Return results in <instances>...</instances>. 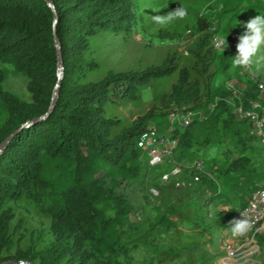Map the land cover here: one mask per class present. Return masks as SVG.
<instances>
[{
	"label": "trees",
	"instance_id": "16d2710c",
	"mask_svg": "<svg viewBox=\"0 0 264 264\" xmlns=\"http://www.w3.org/2000/svg\"><path fill=\"white\" fill-rule=\"evenodd\" d=\"M51 1L57 14L55 29L64 70L54 108L43 117L58 80L53 12L45 0H0V63L11 67L16 75L26 76L32 96L25 100L6 89L3 83L9 69L0 68V144L14 133L0 153V264L7 260L110 264L118 250L127 251L120 228L131 222L135 210L115 187L122 179L138 177L146 164L136 144L143 130L169 128L168 116L174 107L202 109L206 114L203 122L177 129L178 148L180 143L184 146L189 142L193 126L222 116L225 125L234 126L239 141L260 144L250 133V122L238 118L222 99L230 94L227 82L232 80L245 89L248 98H258L257 82L242 76L241 68H232L233 52L212 48L206 29L218 20L223 32L234 28L242 34L241 22L250 15L264 14V2L217 0L212 16L199 18L194 26L195 31H202L193 50L200 78L191 80L183 68L161 107L152 106L111 137V129L121 120L106 117L104 103L121 104L151 79L171 75L177 68L176 58L168 56L160 64L139 70H111L101 80L83 83L88 71L98 66L87 57L90 37L100 30L131 31L137 23V0ZM171 5L176 8L180 3ZM232 169L236 172L222 178L220 191L212 183V194L207 198L209 204H232V217L222 221L224 227L264 184V160L257 170L248 167L247 158L240 157ZM34 188L50 196L47 210L52 217V239L40 248L36 242L24 248L20 238L14 253L5 254L14 243L11 225L15 212L7 204L29 195ZM112 199L114 215L101 206ZM167 219L159 210L149 230L136 232L129 241L138 243ZM259 241L264 245V233Z\"/></svg>",
	"mask_w": 264,
	"mask_h": 264
},
{
	"label": "rangeland",
	"instance_id": "374dc122",
	"mask_svg": "<svg viewBox=\"0 0 264 264\" xmlns=\"http://www.w3.org/2000/svg\"><path fill=\"white\" fill-rule=\"evenodd\" d=\"M175 1L187 8L188 15L165 26L153 23L152 15L175 9L171 5ZM216 1L137 0V23L131 31L100 30L90 37L87 57L94 59L98 66L88 71L83 83L101 80L111 70H139L160 64L168 56H175L177 62V68L171 75L151 79L121 104L111 101L104 103V115L121 120L120 125L111 129V137L119 133L122 127L131 125L134 119L152 106L161 107L183 68L188 70L191 80L200 78L199 62L193 52L199 38L187 31L194 30L199 18L212 16ZM255 16L250 15L241 22L242 33L245 31L243 25ZM261 54H264V47ZM4 67L9 69L4 87L22 99L31 100L26 76L16 75L11 67L0 63V68ZM252 68L264 79V63L259 66L253 64ZM222 118H211L193 126L190 129L191 139L184 146L180 143L176 153L175 161L186 168L185 178L188 181L194 162H203L199 183L183 189L162 187V194L155 198L150 196L149 187L160 184V175L167 168L150 169L145 164L138 177L117 178L120 184L115 187V192L123 193L134 204L135 210L131 222L120 228L127 251L118 250L110 259V264H220V254L223 252L220 240L226 228L222 221L231 218L233 211L232 204L207 202L212 194V183H216L220 191L222 178L229 172H236V169H232L233 164L240 157L247 158L248 167L257 170L264 160L262 145L254 140L247 143L239 141L234 126L225 125ZM49 204V194L40 188H34L18 201L8 202L7 207L11 206L15 212L11 225L14 243L5 254L14 253L20 238L24 248L31 242H36L40 248L52 239V217L47 210ZM114 204L112 199L101 206L108 214L114 215ZM159 210L168 219L148 232L143 240L131 243L130 236L149 230ZM260 247L258 259L264 264V245L260 243ZM13 261L7 260L5 263Z\"/></svg>",
	"mask_w": 264,
	"mask_h": 264
},
{
	"label": "built area",
	"instance_id": "2783aa9c",
	"mask_svg": "<svg viewBox=\"0 0 264 264\" xmlns=\"http://www.w3.org/2000/svg\"><path fill=\"white\" fill-rule=\"evenodd\" d=\"M219 8L222 6L220 5ZM206 31L210 33V45L214 50L219 51L215 44L219 38H223L226 42L228 40V47L224 52L231 51L234 55L236 54L238 37L241 35L237 29L223 32L219 21L216 20L207 26ZM187 33L193 34L196 38L202 35V31L192 29H188ZM240 74L257 82L259 97L248 98L245 89L232 80L227 82L230 94L222 99L238 118L247 119L250 122L251 135L258 138L260 145L264 148V80L258 79L259 76L253 71L252 66L247 69L241 68ZM219 98L217 97V100ZM168 117L171 123L169 128L160 130L148 127L139 134L136 141L137 146L143 151L148 168H167L160 175V184L149 187L150 196L155 198L162 194V187L183 189L201 181L200 171L203 167L201 160L195 161L192 165L190 181L185 178L186 168L175 161L179 144L176 131L178 128L186 129L194 123L203 122L206 118L205 111L174 107L170 110ZM241 212H245L250 217L253 227L243 237H233L230 225L223 230L220 240L223 250L220 254V264H262L258 256L261 252L259 235L264 233V184L253 192L248 204L236 212L234 219L241 218ZM138 219L141 217L138 216Z\"/></svg>",
	"mask_w": 264,
	"mask_h": 264
},
{
	"label": "clouds",
	"instance_id": "9594fccd",
	"mask_svg": "<svg viewBox=\"0 0 264 264\" xmlns=\"http://www.w3.org/2000/svg\"><path fill=\"white\" fill-rule=\"evenodd\" d=\"M155 10V9H154ZM157 13L160 10H155ZM188 15V10L182 4L173 10L163 14L152 15L153 23L165 26L177 19H184ZM245 31L238 37L236 45V54L232 59V68L247 69L253 64L259 66L264 63V54H261V48L264 47V14L251 18L244 25ZM215 47L222 53L228 47L223 38H219ZM253 227V221L245 212H241V218L233 219L230 222V231L233 237L245 236Z\"/></svg>",
	"mask_w": 264,
	"mask_h": 264
},
{
	"label": "water",
	"instance_id": "95a60500",
	"mask_svg": "<svg viewBox=\"0 0 264 264\" xmlns=\"http://www.w3.org/2000/svg\"><path fill=\"white\" fill-rule=\"evenodd\" d=\"M46 3L49 5V7L51 8L52 12H53V41H54V46L56 49V56H57V77L58 80L53 88V92H52V98H51V102L48 108V111L43 115V117H46L49 115V113L52 111V109L54 108L55 105V101H56V97L59 91V87L61 85V79L63 76V59H62V52H61V46L58 40V37L56 35V29H55V23L57 20V14H56V10H55V6L53 4V2L51 0H45ZM14 135L11 134L10 136H8L5 140H3L0 144V153L3 151V149L6 147L8 141L10 140V138ZM3 264H34L33 262L29 261V260H14L13 262H8V263H3Z\"/></svg>",
	"mask_w": 264,
	"mask_h": 264
}]
</instances>
